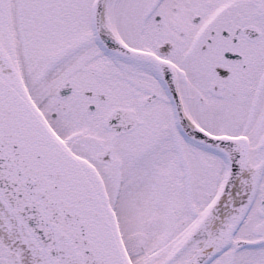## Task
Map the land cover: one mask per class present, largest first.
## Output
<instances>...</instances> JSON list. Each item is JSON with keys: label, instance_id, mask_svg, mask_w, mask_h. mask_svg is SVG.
<instances>
[{"label": "snow or ice", "instance_id": "1", "mask_svg": "<svg viewBox=\"0 0 264 264\" xmlns=\"http://www.w3.org/2000/svg\"><path fill=\"white\" fill-rule=\"evenodd\" d=\"M0 264H264V0H0Z\"/></svg>", "mask_w": 264, "mask_h": 264}]
</instances>
